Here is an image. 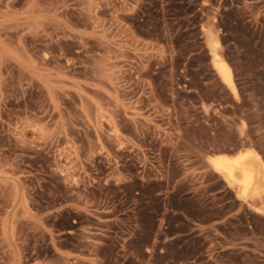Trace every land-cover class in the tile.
Segmentation results:
<instances>
[{"label":"rangeland","instance_id":"rangeland-1","mask_svg":"<svg viewBox=\"0 0 264 264\" xmlns=\"http://www.w3.org/2000/svg\"><path fill=\"white\" fill-rule=\"evenodd\" d=\"M245 150L264 0H0V264H264Z\"/></svg>","mask_w":264,"mask_h":264},{"label":"bare ground","instance_id":"bare-ground-1","mask_svg":"<svg viewBox=\"0 0 264 264\" xmlns=\"http://www.w3.org/2000/svg\"><path fill=\"white\" fill-rule=\"evenodd\" d=\"M212 62L223 81L234 94V86L231 69L226 61L213 52ZM255 152V151H254ZM251 151H246L237 156L220 154L214 158V168L231 184L239 186L241 197L246 198L251 193L264 191V168L259 157Z\"/></svg>","mask_w":264,"mask_h":264}]
</instances>
